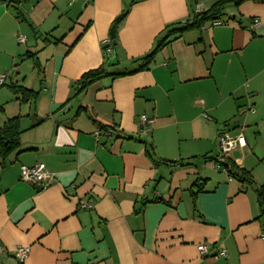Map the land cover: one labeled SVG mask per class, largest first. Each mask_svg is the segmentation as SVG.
<instances>
[{
  "label": "crops",
  "instance_id": "0c3cea01",
  "mask_svg": "<svg viewBox=\"0 0 264 264\" xmlns=\"http://www.w3.org/2000/svg\"><path fill=\"white\" fill-rule=\"evenodd\" d=\"M217 1L0 0V127L17 118L21 132L0 163V264H264V3L228 6L147 69L75 93L127 6L109 71L136 68L167 25ZM12 85L39 94L22 102ZM223 132L237 139L223 163L250 182L217 168ZM39 163L43 186L20 180ZM16 247L30 249L21 263Z\"/></svg>",
  "mask_w": 264,
  "mask_h": 264
},
{
  "label": "trees",
  "instance_id": "16d2710c",
  "mask_svg": "<svg viewBox=\"0 0 264 264\" xmlns=\"http://www.w3.org/2000/svg\"><path fill=\"white\" fill-rule=\"evenodd\" d=\"M253 2V3H264V0H220L214 3L208 10L203 12L194 13L191 20L185 23H173L167 25L160 36L156 39L153 49L147 53L146 55L133 60L131 63L136 64V68L128 71H109L108 68L111 67L110 58L112 52L114 50V46L116 45V30L120 23L124 20L128 13V8H124V10L114 19L111 29H113L114 37L109 39L107 44L102 47L105 55L104 64L94 70L88 71L81 75L78 81L75 82V93L76 95L85 91L90 85L97 82L103 77L109 76L111 78L115 77H123L126 75H131L142 70L147 69V67L152 63L155 55L164 47L169 45L172 41L176 40L181 34L190 30H200L207 23H218L224 16V11L228 6L238 7L244 2ZM12 3H8L7 6H10ZM18 11V10H17ZM20 17V13L17 14ZM111 50V54L107 53V50ZM106 65V66H105ZM12 93L15 95H19V98L22 102H33L36 100L39 92L30 91L24 89L21 86L12 85L9 87ZM74 95V96H76ZM41 122V121H39ZM105 128L102 127L101 130ZM19 120L11 119L6 121L0 127V163L3 164L5 160L12 155L13 153H19ZM149 156H152V149L150 148L148 152ZM156 164H164V165H175L174 162L167 161H156ZM177 164H181V162H177ZM223 168L226 170V174L233 179H236L239 182H250L251 179L246 171L237 169L230 161H226L223 163ZM205 180H198L192 186V198L195 199L196 195L201 193L203 190V183ZM258 204L264 214V195L261 189L258 190Z\"/></svg>",
  "mask_w": 264,
  "mask_h": 264
},
{
  "label": "built area",
  "instance_id": "2783aa9c",
  "mask_svg": "<svg viewBox=\"0 0 264 264\" xmlns=\"http://www.w3.org/2000/svg\"><path fill=\"white\" fill-rule=\"evenodd\" d=\"M12 0H8V2H11ZM73 1V0H72ZM199 12V6L196 8V13ZM218 23H213V25H217ZM26 38L23 35H19L17 37V43L19 45L25 43ZM108 42V41H107ZM107 42L104 43V45L107 44ZM107 53H111V50L108 49ZM4 75H0V84L3 82ZM150 123V121L145 117H140V124L142 126ZM237 146V139L233 136H231L228 132H223L218 137V147H219V156L216 159V165L217 168L220 171L226 172V170L223 168V161L225 157L236 148ZM20 180L23 182L33 183L35 185L43 186L47 180L50 178V175L46 173L44 165L43 164H36L32 167H26L21 166L20 167ZM88 207H91L88 205ZM262 240H264V236H262ZM29 247H16L14 249V257L18 261V263L23 262L28 254H29ZM197 250L200 252V254H203L206 257H209L207 254V249L204 245H199L197 247ZM4 254V251L2 247L0 246V256ZM218 256L226 258V254L224 251H221ZM213 257H217L216 255Z\"/></svg>",
  "mask_w": 264,
  "mask_h": 264
},
{
  "label": "water",
  "instance_id": "95a60500",
  "mask_svg": "<svg viewBox=\"0 0 264 264\" xmlns=\"http://www.w3.org/2000/svg\"><path fill=\"white\" fill-rule=\"evenodd\" d=\"M114 37L113 29L110 30V38L112 39ZM36 189H40V187H37Z\"/></svg>",
  "mask_w": 264,
  "mask_h": 264
}]
</instances>
